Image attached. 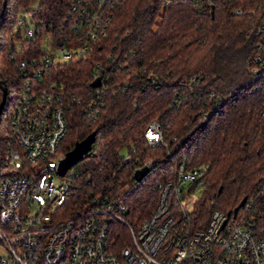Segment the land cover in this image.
<instances>
[{
    "label": "trees",
    "instance_id": "16d2710c",
    "mask_svg": "<svg viewBox=\"0 0 264 264\" xmlns=\"http://www.w3.org/2000/svg\"><path fill=\"white\" fill-rule=\"evenodd\" d=\"M32 1L6 0L0 80L11 75L2 34ZM37 1L32 13L38 24L63 33L71 0ZM111 6L107 34L91 53L50 70L68 121L64 152L95 133L90 151L72 168L65 211L83 208L94 197H120L126 219L137 226L155 205V181L180 161L206 168L197 207L203 221L213 210L230 214L243 197L257 193L262 199L264 65L255 58L264 56V0H112ZM96 69L104 106L91 115L87 104ZM6 103L1 154L8 138ZM152 120L163 142L156 147L144 139ZM126 154L156 163L137 182Z\"/></svg>",
    "mask_w": 264,
    "mask_h": 264
},
{
    "label": "built area",
    "instance_id": "2783aa9c",
    "mask_svg": "<svg viewBox=\"0 0 264 264\" xmlns=\"http://www.w3.org/2000/svg\"><path fill=\"white\" fill-rule=\"evenodd\" d=\"M111 3L71 0L63 33L39 25L30 7H21L12 24L11 75L3 79L11 107L0 153V264H264V197H245L234 216L213 210L199 219L202 165L188 168L180 161L156 180L155 205L137 226L126 219L120 197H94L65 211L71 183L57 169L68 121L50 70L91 53L107 34ZM255 61L262 67L264 56ZM96 78L100 84L87 104L91 115L104 106L100 69ZM144 139L149 147L163 144L156 120ZM124 162L134 172L148 168L146 175L156 163L130 154Z\"/></svg>",
    "mask_w": 264,
    "mask_h": 264
},
{
    "label": "water",
    "instance_id": "95a60500",
    "mask_svg": "<svg viewBox=\"0 0 264 264\" xmlns=\"http://www.w3.org/2000/svg\"><path fill=\"white\" fill-rule=\"evenodd\" d=\"M5 7H6V0H3L0 15L3 14ZM99 84H100V80L99 78H96L92 81L91 87L92 88L98 87ZM0 90L2 93V98L0 101V115H1L4 105L6 103V99H7V88L3 80H0ZM94 139H95V133L92 132L87 137H85L83 140L76 142L74 147L70 151L66 152L64 155V158L60 161L58 169H57V173L60 176H63L66 174L68 170L72 169L78 162H80L83 156L90 151L91 146L94 142ZM147 172H148V168H142L140 170L135 171L133 174L135 181L137 182L141 181ZM244 201H245V198L243 197L238 202V204L232 209L231 211L232 216L235 215L239 207L243 205Z\"/></svg>",
    "mask_w": 264,
    "mask_h": 264
},
{
    "label": "rangeland",
    "instance_id": "374dc122",
    "mask_svg": "<svg viewBox=\"0 0 264 264\" xmlns=\"http://www.w3.org/2000/svg\"><path fill=\"white\" fill-rule=\"evenodd\" d=\"M37 4H38L37 0L32 1L31 5H30V8L31 9L35 8L37 6ZM9 38H10V32H5V33L2 34V42H3V47L5 48V51L7 49H9V47H10ZM9 96H11V95H9ZM6 104H7L6 108L9 110L10 107H11V101L9 100V98H8ZM72 173H73L72 169L68 170L66 175H65V177H64V179L70 180V177H71Z\"/></svg>",
    "mask_w": 264,
    "mask_h": 264
}]
</instances>
